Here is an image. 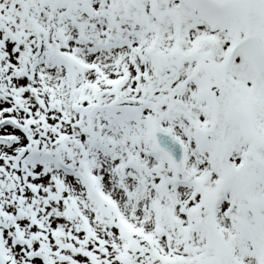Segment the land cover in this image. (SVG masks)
I'll return each mask as SVG.
<instances>
[{"label": "snow or ice", "instance_id": "6c2138e0", "mask_svg": "<svg viewBox=\"0 0 264 264\" xmlns=\"http://www.w3.org/2000/svg\"><path fill=\"white\" fill-rule=\"evenodd\" d=\"M0 264H264V0H0Z\"/></svg>", "mask_w": 264, "mask_h": 264}]
</instances>
